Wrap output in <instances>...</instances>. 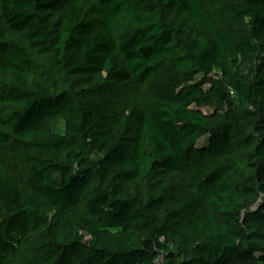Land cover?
<instances>
[{"label":"trees","instance_id":"obj_1","mask_svg":"<svg viewBox=\"0 0 264 264\" xmlns=\"http://www.w3.org/2000/svg\"><path fill=\"white\" fill-rule=\"evenodd\" d=\"M6 155L0 264H264V0H0Z\"/></svg>","mask_w":264,"mask_h":264},{"label":"rangeland","instance_id":"obj_2","mask_svg":"<svg viewBox=\"0 0 264 264\" xmlns=\"http://www.w3.org/2000/svg\"><path fill=\"white\" fill-rule=\"evenodd\" d=\"M156 81V80H155ZM154 81V82H155ZM142 90V87H133V86H125L122 88L121 92L123 91L126 98L131 99L135 104H138L137 101V93ZM11 173L14 177H19L21 175L20 171L13 165V159L9 157V155L1 156L0 158V174L5 175ZM85 236V240H89L90 236L86 231L82 232Z\"/></svg>","mask_w":264,"mask_h":264},{"label":"built area","instance_id":"obj_3","mask_svg":"<svg viewBox=\"0 0 264 264\" xmlns=\"http://www.w3.org/2000/svg\"><path fill=\"white\" fill-rule=\"evenodd\" d=\"M232 94H233V92H232Z\"/></svg>","mask_w":264,"mask_h":264}]
</instances>
